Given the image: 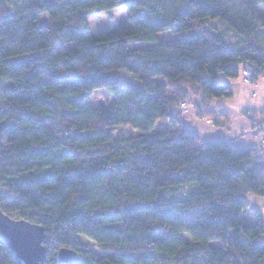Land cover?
Instances as JSON below:
<instances>
[{"label":"trees","instance_id":"1","mask_svg":"<svg viewBox=\"0 0 264 264\" xmlns=\"http://www.w3.org/2000/svg\"><path fill=\"white\" fill-rule=\"evenodd\" d=\"M263 5L0 0V208L44 228L38 264H58L60 247L79 264H264L249 201L264 197L260 150L203 141L179 109L194 98L202 115L232 94L219 76L260 70L245 51L264 57ZM121 7L127 25L91 33L89 16ZM166 30L178 36L158 41ZM103 88L112 103L92 108ZM161 118L170 128L154 129ZM127 124L137 133L110 132ZM0 264H20L2 241Z\"/></svg>","mask_w":264,"mask_h":264},{"label":"crops","instance_id":"2","mask_svg":"<svg viewBox=\"0 0 264 264\" xmlns=\"http://www.w3.org/2000/svg\"><path fill=\"white\" fill-rule=\"evenodd\" d=\"M245 54L259 63L262 75L257 76L254 83L242 84L239 77L228 79L219 76L220 82L227 83L232 91L231 96L213 98L208 105L200 107L202 115L196 111L184 112L182 120L191 131L197 132L204 140H222L234 147L255 146L261 152L264 161V143L260 138L264 135V57L255 50H246ZM203 117L212 119V124ZM264 197L250 195L251 205L258 206L253 200ZM253 202V203H252ZM264 215V213L262 212Z\"/></svg>","mask_w":264,"mask_h":264},{"label":"rangeland","instance_id":"3","mask_svg":"<svg viewBox=\"0 0 264 264\" xmlns=\"http://www.w3.org/2000/svg\"><path fill=\"white\" fill-rule=\"evenodd\" d=\"M29 1L34 3V2H37L38 0H29ZM259 7L261 9H264V5L259 6ZM212 22L220 30L224 26L225 27L227 26L223 21L218 20V19H213ZM219 22H221L223 24H221ZM128 23H129L128 14H127V9L125 7L114 8V9H111V11H109V12H100V14H95V15L89 16V18H88V24L90 26L91 33L94 35L97 33H100L101 31H104V30L109 31V30H112L114 28L122 27V25H127ZM177 36H178V34H173L167 30L164 32H160L157 35L158 41H166V39H173V38H176ZM139 45H141V43H134V44H131L130 46L134 47V46H139ZM122 71H123V73L126 72L125 70H122ZM160 79H162V78H160ZM242 84H244V83H242ZM190 100L194 101V105L192 107H189L186 111L185 110H183V111L185 113L190 112L191 110L196 111L195 114L198 116L197 110L195 108L196 101L194 98H191ZM196 100L198 101V99H196ZM112 101H113V96L108 91H106L104 88L94 90L93 94L90 96V103H91L92 108H97L99 106H103L104 104H111ZM203 119L206 120V122L212 124V119H210L208 117L207 118L205 117ZM167 128H170V124H169L168 119L161 118L157 121L154 129L160 130V129H167ZM110 132L114 135H116V134L117 135H127L130 133L135 134V133H137V130H135L134 128H132L130 125L127 124V125L116 126L112 130H110ZM262 137H264V135ZM261 138H260V140L262 142ZM177 192H181V189H178V191L177 190L175 191V193H177ZM253 202L255 204H257L258 205L257 207L259 209H261L262 212L264 213V201L261 200L259 202V200L254 199ZM186 238H187V236L185 237V239ZM79 239H80V242L82 243V245H84L86 248L89 247V248H92L94 250H97L95 244H93V242L89 238L87 239L85 236L80 235ZM212 244L216 245V246L219 245L218 242H214Z\"/></svg>","mask_w":264,"mask_h":264},{"label":"water","instance_id":"4","mask_svg":"<svg viewBox=\"0 0 264 264\" xmlns=\"http://www.w3.org/2000/svg\"><path fill=\"white\" fill-rule=\"evenodd\" d=\"M45 231L41 225L24 219L9 216L0 208V241L11 249L20 264H38L45 260ZM58 264H79L76 251L69 247H60L55 253Z\"/></svg>","mask_w":264,"mask_h":264},{"label":"built area","instance_id":"5","mask_svg":"<svg viewBox=\"0 0 264 264\" xmlns=\"http://www.w3.org/2000/svg\"><path fill=\"white\" fill-rule=\"evenodd\" d=\"M254 70L252 68V64L246 63L242 65L239 69V78L242 83H253L256 80L257 76L262 75L260 70L254 74ZM194 105V101L192 100H183L179 103V109L181 110H187L189 107H192ZM205 118V117H203ZM262 142L264 143V137L261 138Z\"/></svg>","mask_w":264,"mask_h":264}]
</instances>
